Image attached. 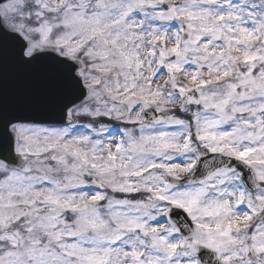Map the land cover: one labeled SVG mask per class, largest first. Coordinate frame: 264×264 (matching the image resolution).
I'll return each instance as SVG.
<instances>
[{
  "label": "snow or ice",
  "instance_id": "snow-or-ice-1",
  "mask_svg": "<svg viewBox=\"0 0 264 264\" xmlns=\"http://www.w3.org/2000/svg\"><path fill=\"white\" fill-rule=\"evenodd\" d=\"M0 264H264V0H0Z\"/></svg>",
  "mask_w": 264,
  "mask_h": 264
}]
</instances>
